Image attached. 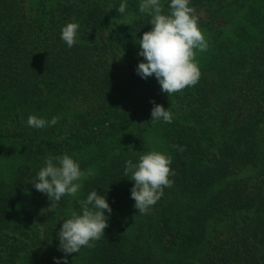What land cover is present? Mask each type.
Returning <instances> with one entry per match:
<instances>
[{"label":"trees","instance_id":"1","mask_svg":"<svg viewBox=\"0 0 264 264\" xmlns=\"http://www.w3.org/2000/svg\"><path fill=\"white\" fill-rule=\"evenodd\" d=\"M139 3L0 0V264H56L63 220L93 190L109 226L68 264H264V0H190L209 47L199 82L170 96L136 74L152 27ZM150 100L171 123L152 122ZM32 114L59 121L35 129ZM153 150L172 156L174 183L141 215L124 167ZM62 154L87 175L53 210L32 183Z\"/></svg>","mask_w":264,"mask_h":264},{"label":"clouds","instance_id":"2","mask_svg":"<svg viewBox=\"0 0 264 264\" xmlns=\"http://www.w3.org/2000/svg\"><path fill=\"white\" fill-rule=\"evenodd\" d=\"M127 6L126 2H122L116 11L124 14ZM168 9L165 12L161 0H140L139 10L151 17L149 24L152 27L139 40L138 55L143 57V62L138 63L135 71L144 80L154 76L160 91L170 96L199 82L201 71L196 56L198 52L206 51L209 45L198 26L199 17L190 7V0H170ZM79 27L78 22H69L61 29L60 38L69 48L78 43ZM149 103L153 105V123L161 120L172 122L173 113L169 109L154 100ZM58 121L57 116L47 120L32 114L27 118V125L43 129L56 125ZM172 147L180 152L185 150L177 145ZM171 163L170 154L155 150L141 154L136 163L131 159L125 162L124 175H130V180L134 182L130 193L139 214H149L163 196L164 189L172 187L174 181L170 177L175 176V171L170 167ZM86 175L73 157L67 154L49 155L32 185L47 195L50 201L48 208L54 210L65 195L77 196ZM79 204L80 212L70 210V218L63 220L57 233L58 250L64 253V257H54L56 264H61V260L63 264H68L67 255L78 253L82 247L94 248L95 241L104 238V230L109 226L112 209L105 195L93 190Z\"/></svg>","mask_w":264,"mask_h":264}]
</instances>
